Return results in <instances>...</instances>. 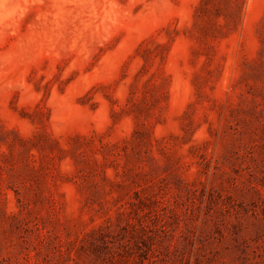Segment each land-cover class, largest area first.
<instances>
[{"label":"rangeland","instance_id":"374dc122","mask_svg":"<svg viewBox=\"0 0 264 264\" xmlns=\"http://www.w3.org/2000/svg\"><path fill=\"white\" fill-rule=\"evenodd\" d=\"M0 1V264H264V0Z\"/></svg>","mask_w":264,"mask_h":264},{"label":"bare ground","instance_id":"6f19581e","mask_svg":"<svg viewBox=\"0 0 264 264\" xmlns=\"http://www.w3.org/2000/svg\"><path fill=\"white\" fill-rule=\"evenodd\" d=\"M9 9L5 6L3 1H0V18L5 17L6 15L9 14Z\"/></svg>","mask_w":264,"mask_h":264}]
</instances>
